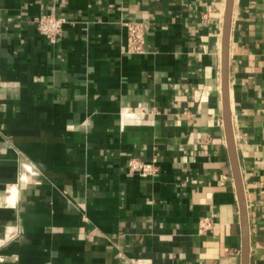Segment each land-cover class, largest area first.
<instances>
[{
	"label": "crops",
	"instance_id": "1",
	"mask_svg": "<svg viewBox=\"0 0 264 264\" xmlns=\"http://www.w3.org/2000/svg\"><path fill=\"white\" fill-rule=\"evenodd\" d=\"M225 10L0 0V264H243ZM52 13L69 20L54 41L35 24ZM127 22L148 24L145 54L123 52ZM229 97L249 264H264V0H234ZM133 157L157 171L130 172Z\"/></svg>",
	"mask_w": 264,
	"mask_h": 264
},
{
	"label": "water",
	"instance_id": "2",
	"mask_svg": "<svg viewBox=\"0 0 264 264\" xmlns=\"http://www.w3.org/2000/svg\"><path fill=\"white\" fill-rule=\"evenodd\" d=\"M234 8V0H226V10L224 16L223 40H222V86H223V105H224V125L228 141V149L232 164L233 175L235 179L236 189L240 204V215L242 224V263L249 264L250 253V236L248 224L247 203L244 192V185L240 164L236 149L234 131L232 126V114L230 108L229 97V51H230V32L232 23V14Z\"/></svg>",
	"mask_w": 264,
	"mask_h": 264
},
{
	"label": "built area",
	"instance_id": "3",
	"mask_svg": "<svg viewBox=\"0 0 264 264\" xmlns=\"http://www.w3.org/2000/svg\"><path fill=\"white\" fill-rule=\"evenodd\" d=\"M69 20L64 16H57L56 14H41L35 18L37 30L54 41L61 35L63 28ZM127 43L123 47V52L128 54H145L146 53V36L148 33V24L146 22H127ZM128 168L130 172L137 173L141 176H149L157 171L155 163L148 164L139 158H130L128 161ZM201 227L209 229L211 221L207 218L202 220ZM140 260H136L139 263Z\"/></svg>",
	"mask_w": 264,
	"mask_h": 264
},
{
	"label": "bare ground",
	"instance_id": "4",
	"mask_svg": "<svg viewBox=\"0 0 264 264\" xmlns=\"http://www.w3.org/2000/svg\"><path fill=\"white\" fill-rule=\"evenodd\" d=\"M9 190H11V189H9ZM15 191H16V190H15ZM15 191H14V193H15ZM10 192H11V191H10ZM12 192H13V191H12ZM14 193H13V194H14ZM11 194H12V193H11ZM11 194H10V195H11ZM13 197H14V196H13ZM13 197H12V198H13ZM10 198H11V197H10ZM10 200H11V199H10Z\"/></svg>",
	"mask_w": 264,
	"mask_h": 264
}]
</instances>
